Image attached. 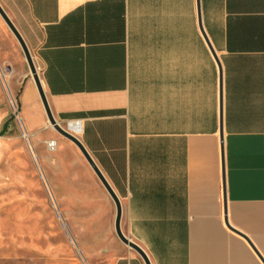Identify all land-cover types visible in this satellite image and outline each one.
<instances>
[{
    "label": "crops",
    "instance_id": "obj_1",
    "mask_svg": "<svg viewBox=\"0 0 264 264\" xmlns=\"http://www.w3.org/2000/svg\"><path fill=\"white\" fill-rule=\"evenodd\" d=\"M0 6L56 121L79 122L121 231L149 264H264V0ZM18 85L24 130L56 142L44 165L82 252L62 264H145L117 238L115 205L78 148L48 130L33 80Z\"/></svg>",
    "mask_w": 264,
    "mask_h": 264
},
{
    "label": "rangeland",
    "instance_id": "obj_2",
    "mask_svg": "<svg viewBox=\"0 0 264 264\" xmlns=\"http://www.w3.org/2000/svg\"><path fill=\"white\" fill-rule=\"evenodd\" d=\"M25 76L31 78L21 49L0 18V129L8 123L0 136V264H62L82 252L71 212L61 208L47 177L50 140L24 130L18 83Z\"/></svg>",
    "mask_w": 264,
    "mask_h": 264
},
{
    "label": "water",
    "instance_id": "obj_3",
    "mask_svg": "<svg viewBox=\"0 0 264 264\" xmlns=\"http://www.w3.org/2000/svg\"><path fill=\"white\" fill-rule=\"evenodd\" d=\"M197 9H198V21H200L198 3H197ZM0 18L3 21V23L6 25V27L8 28L10 33L13 35V37L15 38L16 42L18 43V45H19V47L21 49V52L23 54L24 60L26 62L27 68H28L29 75H30L31 79L33 80V82H34V84L36 86V89L38 91V94H39V97H40L44 112L46 114L49 126L54 131H56L60 136H62L63 138L69 140L71 143H73L78 148V150L80 151V153L82 154V156L84 157L86 162L89 164L91 169L94 171V173L98 177L99 181L101 182L102 186L104 187V189L106 190V192L108 193L110 198L112 199V201H113V203L115 205V210H116L114 228H115V233H116L117 238L123 244H125L126 246H128L131 249L135 250L141 256V258L143 259L145 264H149V260H148V258L146 256V254L144 253V251L139 246H137L135 243L130 241L126 236H124V234L121 231L120 221H121V215H122V208H121L120 200L118 199L116 194L113 192V190L111 189L109 184L106 182V180L103 178L102 174L100 173V171L98 170L96 165L93 163L92 159L90 158V156L88 155V153L86 152L85 148L80 143L78 138L76 136L71 135L67 131H65L61 127V125L56 121V119L54 118V116H53V114H52V112L50 110V107L48 105L47 99H46V97L44 95V92L42 90V87L40 85L38 72H37L36 66L34 64V60L32 58V55H31V53H30L25 41L23 40L22 36L20 35V33L18 32V30L16 29V27L14 26V24L12 23V21L7 16V14L2 9L1 6H0ZM211 53H212L213 58H214V60H215V62L217 64L218 73H219V102H220V110H219V119H220L219 138H220V151H221V156L223 158V144H222V141H223V135H222V71H221L220 63H219L217 57L215 56V54H214V52L212 50H211ZM224 213H225V211H224ZM224 222H225L226 226L230 230L236 232L235 230H233V228H231L229 226V224H228L226 219H224Z\"/></svg>",
    "mask_w": 264,
    "mask_h": 264
},
{
    "label": "built area",
    "instance_id": "obj_4",
    "mask_svg": "<svg viewBox=\"0 0 264 264\" xmlns=\"http://www.w3.org/2000/svg\"><path fill=\"white\" fill-rule=\"evenodd\" d=\"M65 131L70 133L73 136H77V133L79 131V122H67L64 126H61ZM47 149L50 152H53L56 150V142L55 141H48L47 142Z\"/></svg>",
    "mask_w": 264,
    "mask_h": 264
},
{
    "label": "trees",
    "instance_id": "obj_5",
    "mask_svg": "<svg viewBox=\"0 0 264 264\" xmlns=\"http://www.w3.org/2000/svg\"><path fill=\"white\" fill-rule=\"evenodd\" d=\"M7 125H8V123L6 122V124L4 125V127H3V130H2V132H1V135H2L3 133H5V132H6Z\"/></svg>",
    "mask_w": 264,
    "mask_h": 264
}]
</instances>
